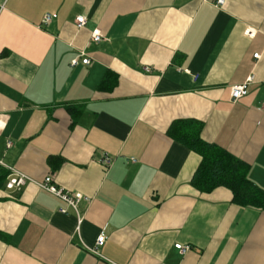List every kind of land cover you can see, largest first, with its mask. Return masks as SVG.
Returning a JSON list of instances; mask_svg holds the SVG:
<instances>
[{
    "label": "crops",
    "instance_id": "crops-1",
    "mask_svg": "<svg viewBox=\"0 0 264 264\" xmlns=\"http://www.w3.org/2000/svg\"><path fill=\"white\" fill-rule=\"evenodd\" d=\"M213 1L0 0V264H264V208L196 188L202 156L171 133L196 129L264 190V0ZM48 175L86 196L78 213Z\"/></svg>",
    "mask_w": 264,
    "mask_h": 264
},
{
    "label": "trees",
    "instance_id": "trees-1",
    "mask_svg": "<svg viewBox=\"0 0 264 264\" xmlns=\"http://www.w3.org/2000/svg\"><path fill=\"white\" fill-rule=\"evenodd\" d=\"M72 111V107H69ZM74 115V112L72 113ZM171 133L185 145L202 156L192 184L204 192L226 186L233 192L235 203L264 208V190L249 179V166L227 150L204 141L196 129L176 130Z\"/></svg>",
    "mask_w": 264,
    "mask_h": 264
},
{
    "label": "built area",
    "instance_id": "built-area-1",
    "mask_svg": "<svg viewBox=\"0 0 264 264\" xmlns=\"http://www.w3.org/2000/svg\"><path fill=\"white\" fill-rule=\"evenodd\" d=\"M227 0H214L213 3L216 7L218 8H224L226 5ZM53 15L51 13H46L43 18V23L47 24L53 19ZM86 24V17L85 16H78L77 17V25L78 27H83ZM249 34V31H247ZM250 33L249 35H251ZM103 39L102 33L99 31H94L92 33V40L95 42H99ZM260 53H255L254 58H259ZM92 63L90 57L85 56V53H81L77 56H75L72 61L71 65L72 66H77L79 64H84V65H90ZM255 76L254 74H251L248 79L240 84V85H235L232 86L231 88V98L233 101H236L240 99L241 97L245 96L248 93V86L249 83L254 81ZM264 106V105H263ZM3 129V124L0 121V132ZM102 162L106 165V167L110 166L113 162L112 157H110L107 153L103 154ZM0 165H5V162L3 159L0 157ZM11 170L15 171L14 168H11ZM18 175L11 177L7 183V186L9 188H18L20 189L22 185L24 184L26 180V176L23 174H20L17 172ZM54 176L53 175H48L44 178L43 181L39 182L40 186L51 193L55 194L56 196L60 197L62 200H64L67 203V207L61 208L60 211L63 213H67L69 211V208L74 209L78 213V205L79 203L83 200L86 199V196L80 192H68L56 185L54 181ZM81 219V218H80ZM107 239V236L105 233H101L97 239V243L95 247H88L90 251L99 254L98 252V247L102 246ZM175 247L178 248L182 253H186L190 249V245H184L182 243H176Z\"/></svg>",
    "mask_w": 264,
    "mask_h": 264
}]
</instances>
